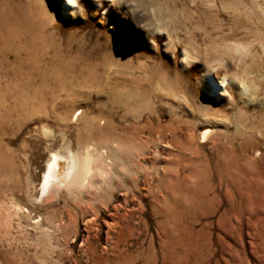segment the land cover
<instances>
[{"label": "rangeland", "instance_id": "obj_1", "mask_svg": "<svg viewBox=\"0 0 264 264\" xmlns=\"http://www.w3.org/2000/svg\"><path fill=\"white\" fill-rule=\"evenodd\" d=\"M74 2L0 0V264H107L120 251L264 264V0ZM206 67L223 93L204 89ZM168 127L198 152L157 144ZM94 145L110 152L109 182L42 193L53 153ZM184 159L200 178L187 179ZM231 163L221 184L218 167ZM208 183L210 201L191 208L189 192ZM122 185L133 190L126 204ZM174 216V231L158 236V221Z\"/></svg>", "mask_w": 264, "mask_h": 264}, {"label": "bare ground", "instance_id": "obj_2", "mask_svg": "<svg viewBox=\"0 0 264 264\" xmlns=\"http://www.w3.org/2000/svg\"><path fill=\"white\" fill-rule=\"evenodd\" d=\"M75 2L74 0H66L65 8L66 10H69V6L73 5ZM183 61L186 63V65H191L193 61L195 60L192 55H190L189 52H186L184 54ZM205 74L203 76V83H204V89L211 94H217V93H223L225 90L223 88V83H217L212 78V72L209 67L204 68ZM246 89V87H244ZM176 130L174 128H167L159 129L156 131V137L158 138L156 143L157 144H165L167 147H173L174 149H177L179 151V156H184L187 153L194 156L198 152L199 146H197L193 140V137H189L184 141L179 140L176 137ZM136 138L140 141L141 138H144V134H141L140 132H136L135 135ZM212 137V131L211 130H204L201 132L200 138L202 140V143L207 141V139ZM169 138V139H168ZM151 140V139H148ZM143 142V141H142ZM142 144V143H141ZM146 148H149V143H144ZM109 151L104 147L98 148L96 145L94 146H86L81 149V151L76 155L71 152H68L67 154H61V153H53L52 157L47 165L46 172L44 173L43 181L41 184V191L42 193H47L48 197L55 198L56 195L60 194L63 189H71L76 188L80 189H87L88 186L92 184V181L96 178H98L99 182H102L103 184L109 182V178L113 173L114 165L111 162L109 158ZM260 154V153H259ZM143 156V153H142ZM193 159V158H192ZM192 159H184L185 162L188 163V165H192L195 162ZM198 166V165H196ZM224 166V165H223ZM221 165H217L219 171H220V181L221 184L227 180L228 175L235 174L237 171V166L233 163L230 164L229 169H226V167H223ZM193 169L191 170L189 174V179H193L198 176L200 178L202 174H198L195 170V165H192ZM139 168H142V166L139 164ZM139 170V169H137ZM227 170V171H226ZM228 173V174H226ZM114 174V173H113ZM206 171H204V175H206ZM203 175V176H204ZM178 182L176 179H172L170 186L168 188H165L167 194H173L175 191V188L173 185ZM188 183V182H187ZM236 184V183H235ZM240 185V184H236ZM124 191V204L128 202L129 197L133 194V190L129 188L127 185L121 186ZM190 187H193L192 185H189L187 189ZM210 187L211 185L208 183L205 186V192L203 193V188L201 191H198L192 189L189 192L188 198H187V204L194 208L198 205L202 206L205 203L210 201ZM157 190H161V188L157 187ZM40 191V192H41ZM163 192L162 190L158 193L161 194ZM174 196V194H173ZM119 208H122V205L118 206ZM106 210H108V207H106ZM108 212V211H107ZM100 213L93 209V217L86 221L84 224L85 226V232L87 233L88 238L86 240H83V244L81 247L86 248L88 246L89 242V235L92 232L91 225L96 222L97 218L99 217ZM111 217V223H106V226L109 230L113 229H119L117 232V235L119 236V239L123 237L124 228L120 225L117 214H110ZM175 216L173 218H168L167 220H160L158 221V231L157 235H167L168 232L171 230L174 231L176 225L174 224V227L171 228V224L174 222ZM118 239V240H119ZM118 245V243H117ZM157 252H152V257H145L143 252L138 253L137 255L133 254H126L125 251L119 252L118 259L113 261H106L107 258H102L105 260L107 264H163L160 261V258L156 254ZM143 254V255H142ZM163 261V260H162Z\"/></svg>", "mask_w": 264, "mask_h": 264}]
</instances>
